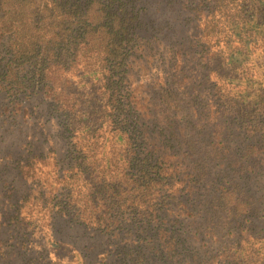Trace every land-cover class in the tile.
<instances>
[{"label": "trees", "instance_id": "16d2710c", "mask_svg": "<svg viewBox=\"0 0 264 264\" xmlns=\"http://www.w3.org/2000/svg\"><path fill=\"white\" fill-rule=\"evenodd\" d=\"M0 130V264H264V0H0Z\"/></svg>", "mask_w": 264, "mask_h": 264}, {"label": "rangeland", "instance_id": "374dc122", "mask_svg": "<svg viewBox=\"0 0 264 264\" xmlns=\"http://www.w3.org/2000/svg\"><path fill=\"white\" fill-rule=\"evenodd\" d=\"M5 134H6V133H5L3 130H0V139H1L2 135H4V136L7 138V141H8L9 138H8ZM2 166H4V163L0 161V171H1L2 168H3ZM13 175H14L13 172H12V174H10V173H7V174L2 173V174H0V179H1V178H8L9 180H11V179L13 178ZM28 184H30V182H29ZM1 185H2V183H1V181H0V186H1ZM19 186L21 187L22 193H24L25 191L28 190L27 187L24 185L23 182L20 183ZM27 186H28V185H27ZM1 199H2V197L0 196V202H1Z\"/></svg>", "mask_w": 264, "mask_h": 264}]
</instances>
